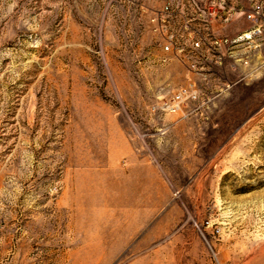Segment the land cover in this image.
Masks as SVG:
<instances>
[{"label": "rangeland", "instance_id": "1", "mask_svg": "<svg viewBox=\"0 0 264 264\" xmlns=\"http://www.w3.org/2000/svg\"><path fill=\"white\" fill-rule=\"evenodd\" d=\"M165 2L0 0V264H264V53Z\"/></svg>", "mask_w": 264, "mask_h": 264}, {"label": "built area", "instance_id": "2", "mask_svg": "<svg viewBox=\"0 0 264 264\" xmlns=\"http://www.w3.org/2000/svg\"><path fill=\"white\" fill-rule=\"evenodd\" d=\"M239 16L245 26L234 35L229 29ZM155 22L166 37L167 52L181 39L185 47H176L177 52L214 53L219 66L225 64L228 52L246 53L243 58H235L236 63L245 65L251 60V52L264 53V0H166ZM191 98H197L196 90H180L167 110L177 113Z\"/></svg>", "mask_w": 264, "mask_h": 264}, {"label": "crops", "instance_id": "3", "mask_svg": "<svg viewBox=\"0 0 264 264\" xmlns=\"http://www.w3.org/2000/svg\"><path fill=\"white\" fill-rule=\"evenodd\" d=\"M244 26H245V22H244L243 18L241 16H239L236 19V21L234 22V24H232L229 31L235 35L237 32H240L242 30V28H244Z\"/></svg>", "mask_w": 264, "mask_h": 264}]
</instances>
